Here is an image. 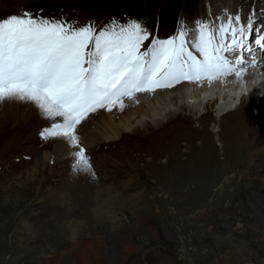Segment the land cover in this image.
<instances>
[{"label":"rangeland","instance_id":"1","mask_svg":"<svg viewBox=\"0 0 264 264\" xmlns=\"http://www.w3.org/2000/svg\"><path fill=\"white\" fill-rule=\"evenodd\" d=\"M224 1L180 6L193 17L206 3L219 9ZM233 1L243 26L263 13L264 0ZM138 2L153 10L161 0H0V20L47 12L72 22L76 7L93 25L102 10L127 11ZM260 15L246 36L253 50L254 36L264 35ZM165 17L157 37L172 29ZM15 103H0V264H264V152L245 170L251 152L238 141L237 123L228 122L233 116L222 126L223 148L220 106L201 107L202 119L181 115L155 131L124 132L85 148L92 169L79 171L74 155L43 161L59 140L41 137L53 121H21ZM244 106L236 118L264 147V107Z\"/></svg>","mask_w":264,"mask_h":264},{"label":"snow or ice","instance_id":"2","mask_svg":"<svg viewBox=\"0 0 264 264\" xmlns=\"http://www.w3.org/2000/svg\"><path fill=\"white\" fill-rule=\"evenodd\" d=\"M252 31V21L245 28L239 15L229 16L218 29L200 23L191 40L183 28L161 40L138 21L113 20L97 30L30 12L11 15L0 20V103L34 105L53 121L41 137L66 142L75 149L74 170L91 171L81 142L87 122L101 110L123 111L125 99L138 103L141 94L184 81L211 83L229 75L243 80L257 67L256 54L244 39ZM228 36L230 43L225 42ZM255 44L264 51V37Z\"/></svg>","mask_w":264,"mask_h":264},{"label":"bare ground","instance_id":"3","mask_svg":"<svg viewBox=\"0 0 264 264\" xmlns=\"http://www.w3.org/2000/svg\"><path fill=\"white\" fill-rule=\"evenodd\" d=\"M260 17L261 15H259L254 22H257ZM219 38L220 34L217 32V40H219ZM230 39L231 36H228L225 42L228 43ZM245 42L250 45L248 38ZM254 50L255 52L261 51L258 47H255ZM226 55L230 54L226 53ZM260 56L262 57L259 58L256 56L257 67L250 68L243 80L238 79L235 75H229L211 83L184 81L168 89H159L153 94H141L138 97V103L125 99L126 107L123 111L116 108L111 112L101 110L102 114L95 116L84 125L81 142L85 148H91L96 145L109 143V140H117L124 132H146L149 130H156L159 127H164L166 123L177 118H182L183 116V118L198 117L200 115L199 112L201 107L205 106L206 110H209L213 105H218V107L220 106L219 110L218 107H216V109L218 110V117H220V127H224L226 123L225 119L233 116L228 122L230 124L237 123V125H233V130H235V132H237V130L240 131V133L237 134L239 135L238 141L240 145L245 148V150H243L244 152L247 150L251 152L250 163L247 165V169H245L248 170L253 163L251 158L261 155V153L264 152V147L255 144V138L253 137L251 139L252 136L247 133L246 125L243 126L241 123L242 119L236 117L244 106V103L248 106H253V108H256L259 111L264 107V89H261V86L264 85L263 53ZM230 58L233 57L230 55ZM13 106L17 107L16 118L21 121L26 122L33 117L46 119L41 115L39 110L30 103L16 101ZM117 113L121 115H117ZM181 115L183 116L181 117ZM200 116V119H202L204 114ZM259 126H263V122H261ZM223 127L219 130V140L222 143L223 148H225L226 143L223 141ZM249 144L250 146H248ZM252 146H256L257 148H251ZM53 149V151L46 150L42 153L41 157L44 162L52 156L56 157L55 160L69 159L73 156V152L75 151L74 148H71L66 142L61 140L55 142ZM226 168L228 169V166ZM115 196L116 195H112L110 198L116 199L117 196ZM69 226L71 228L70 224Z\"/></svg>","mask_w":264,"mask_h":264},{"label":"trees","instance_id":"4","mask_svg":"<svg viewBox=\"0 0 264 264\" xmlns=\"http://www.w3.org/2000/svg\"><path fill=\"white\" fill-rule=\"evenodd\" d=\"M181 2V0H175L173 3H174V5L177 3V4H179Z\"/></svg>","mask_w":264,"mask_h":264}]
</instances>
